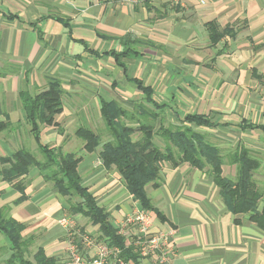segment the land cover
Masks as SVG:
<instances>
[{
	"label": "crops",
	"instance_id": "1",
	"mask_svg": "<svg viewBox=\"0 0 264 264\" xmlns=\"http://www.w3.org/2000/svg\"><path fill=\"white\" fill-rule=\"evenodd\" d=\"M208 22L223 32L222 37L214 35L215 42ZM121 38L141 40L125 45L135 54L115 55L125 49ZM0 53L15 68L5 60L0 66V94L6 95L0 100V123H7L0 132L17 130L11 147L0 137V158L18 149L19 129L30 131L20 92L35 93L31 83L44 81V89L49 79L68 78L92 90L102 83L112 96L97 92L98 101L145 102L139 81L150 88L152 102L163 105L168 124H179L188 114L202 115L212 125L197 128L225 148V156L240 146L250 149L261 163L253 178L264 187V0H183L182 5L170 0H0ZM72 113L63 105L56 126H40L41 141L63 152L80 150L82 184L115 225L141 206L113 167H105L96 152L83 150L75 129L70 135L75 123L62 119ZM39 171L33 167L23 176V193L0 178V208L24 224L21 236L29 246L24 258L35 261L41 251L55 264H64L65 235L57 220L69 202ZM222 175L236 178V166L227 158ZM145 189L163 218L151 211L153 228L174 229L171 264H264V229L248 213L229 211L207 168L167 162L156 183ZM263 204L264 194L259 210ZM75 216L88 231L100 234L88 218ZM0 233V264H9L13 250Z\"/></svg>",
	"mask_w": 264,
	"mask_h": 264
},
{
	"label": "trees",
	"instance_id": "2",
	"mask_svg": "<svg viewBox=\"0 0 264 264\" xmlns=\"http://www.w3.org/2000/svg\"><path fill=\"white\" fill-rule=\"evenodd\" d=\"M207 27L211 29L212 42L217 40L214 35L217 38L222 37L223 32L217 30L215 23L208 22ZM128 39H120L124 47L127 44L141 43L139 39ZM132 48L125 47L115 55L118 57L135 54ZM137 84L139 90L144 93L145 102L125 100L130 108L121 104L119 99L99 98L98 110L105 126L104 134L107 140L102 141L101 133L90 125L81 123L74 134L83 141V150L87 153L96 152L105 167H113L132 198L142 208L153 211L159 219H163L162 215L153 207L145 186L148 183H156L164 165L169 162L172 166H177L185 162L200 170L207 168L229 211L233 214L248 213L249 219L264 229V204L258 209L259 202L263 199L264 187L259 186L253 178V173L257 172L261 163L253 156L252 151L240 146L225 156L217 145L196 129L212 125L208 118L202 115L188 114L179 124H165L163 105L152 102L149 87L142 86L139 81ZM65 93L62 81L57 78L49 79L47 86L39 92H20L24 118L44 159L38 160L29 150L18 148L11 155L0 158V178L12 183L23 193L21 179L31 168L36 167L61 195L69 199L78 198L69 204L68 210L71 214L88 218L92 225L98 226L99 237L122 245L123 239L109 221L108 212L97 204L94 195L82 184L77 169L82 157L75 152H63L60 146L51 147L41 141L40 126H56V116L63 111ZM191 125H195L194 128ZM6 126L7 123H0V130ZM136 132L139 136L134 138ZM225 158L236 166L234 179L222 175ZM49 169H53L50 175L44 173ZM23 228L22 222L12 216H6L4 208H0V231L6 235L13 250L8 263L55 264L52 258L44 256L41 251L35 255V261L24 258V245L27 243L21 236ZM128 252L124 251L122 256H130ZM133 258L135 264H139L135 256Z\"/></svg>",
	"mask_w": 264,
	"mask_h": 264
},
{
	"label": "built area",
	"instance_id": "3",
	"mask_svg": "<svg viewBox=\"0 0 264 264\" xmlns=\"http://www.w3.org/2000/svg\"><path fill=\"white\" fill-rule=\"evenodd\" d=\"M204 3L205 0H199ZM181 4L183 0H170ZM64 231V264H171L176 256L174 229H154L152 212L135 207L114 226L123 239L122 245L110 243L84 228L75 215L63 214L57 220ZM128 250L130 256H122Z\"/></svg>",
	"mask_w": 264,
	"mask_h": 264
},
{
	"label": "rangeland",
	"instance_id": "4",
	"mask_svg": "<svg viewBox=\"0 0 264 264\" xmlns=\"http://www.w3.org/2000/svg\"><path fill=\"white\" fill-rule=\"evenodd\" d=\"M3 60H5V64H8L7 61L9 59L6 57L5 54L0 53V66L3 65V63H2ZM8 65H10V68L15 69V68H13L14 67L13 65H11V64H8ZM6 68H8V67H5L4 71ZM17 71H18V73L21 72L20 67H19V69H17ZM66 79L62 81V87L66 90V93L63 96V105L66 108H68V107L71 108L73 110V113L71 115H69L67 118H65V119L63 118L62 123L68 122V121H69L68 123H70V122H73V124L75 123L69 129L70 135H74L73 134L74 129H76V127L79 126L81 123H82V125H90L95 131L102 134V137H101L102 141H106L107 137L104 134L105 126H104L102 118L99 115L98 98L96 97L95 93L100 92L105 98H109L110 96H112L110 93V90H108L102 83H98V87H100V89L97 87L96 90H92L91 88L87 87V85L84 83H81V82L70 83L68 78H66ZM31 82L32 81H30V83ZM35 82L37 83V84L35 83L37 86H33V84L31 83V92H36V91L42 89L44 86V81L39 80V81H35ZM4 83H6V81H4V82L2 81V84H4ZM8 85H11V81H9ZM15 86H16L15 89L20 87V80L15 82ZM73 90H75V91H73ZM3 99H6V95L2 96L0 94V100H3ZM7 99L9 100L10 97L7 96ZM119 101L124 106L126 105L129 108L131 107L127 103H125V99L121 98V99H119ZM0 118H2L1 115H0ZM164 121H165V119H164ZM165 124H168V123L165 121ZM191 126L194 128L195 125H191ZM42 127H45V126L42 125ZM196 129L199 130L197 127H196ZM16 131H17L16 129L3 130L2 132H0V137L3 138V141L8 142L9 146L11 147L12 143L10 141V137H11L12 133H15V135H16ZM200 132L204 133L206 135V137L208 138V140L214 144L215 140L211 139L209 134H207L206 132H203V131H200ZM18 134H19V137L15 139V143L18 146V148L19 147L25 148V149L31 151L36 159L43 160L44 159L43 154L37 148V145L33 139V135L30 133V131H28V129L22 130V128H21L18 130ZM138 136H139V133L136 132L134 134V138H137ZM77 139H79V138H77ZM12 142H14V141H12ZM81 144H82V142H81ZM81 144L80 145L78 144V147H79L78 149H80ZM221 150H222V152H224V150H226V149L223 148ZM78 152H75V153L79 154ZM47 174L50 175L51 173H47ZM41 175L43 176L42 172H41ZM50 183L52 184L51 181H50ZM66 200L70 204L71 202L77 201L78 198L72 197L69 199L66 197ZM63 214L73 215L69 212L68 209L64 210ZM79 217H83V216L79 215ZM1 236H2V238H4V236L2 234H1ZM28 248H29V246L27 244L24 245V249H28Z\"/></svg>",
	"mask_w": 264,
	"mask_h": 264
}]
</instances>
